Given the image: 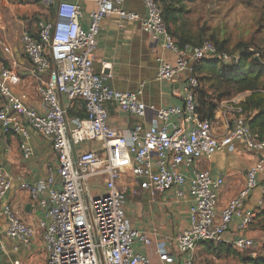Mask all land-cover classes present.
Masks as SVG:
<instances>
[{
    "label": "built area",
    "instance_id": "built-area-1",
    "mask_svg": "<svg viewBox=\"0 0 264 264\" xmlns=\"http://www.w3.org/2000/svg\"><path fill=\"white\" fill-rule=\"evenodd\" d=\"M78 1L37 0L49 15L37 23L35 35L25 30L20 37L23 55L33 73L48 76L34 89L42 112L25 104V94L13 93L7 84L10 71L0 70L1 134L17 136L21 157L27 160L32 155L31 133H36L50 143L56 160L55 169L49 170L44 179L19 184L20 190L27 192L30 206L42 213L36 227L21 221L9 207L2 211L12 250L30 248L39 235L42 262L38 264H150L145 255L133 250L135 242L150 248L152 240L127 226L124 196L142 192L154 196L175 188L176 199L182 201L183 186H187L192 206L189 226L176 238L179 255L201 244L221 242L234 220L238 232L249 229L256 213L244 205L264 174V139L252 135L240 109L221 136L214 132L211 121L200 117L196 99L201 85L194 70L204 59L216 57L215 46L209 41L198 46L177 45L156 0H143L142 17L126 13L110 0H95L89 27L84 31L79 25L82 15ZM107 16L138 23L144 34L160 41L164 51L177 57L173 64L159 61V81L182 80L179 106L149 108L154 114L152 123L147 127L137 125L128 133L109 126L106 106L114 104L141 119L147 107L139 100V93L116 92L105 84L102 74L93 70L100 23ZM218 58L224 63L237 61L227 54ZM61 98L83 105L84 119H75L73 129L68 128ZM89 143L96 144L98 150L85 148L77 153L78 147ZM236 143L262 158L247 171L243 188L217 216V195L223 178L198 170L195 163L216 152H232ZM183 168L191 173L189 178L183 175ZM11 182L0 164V200ZM101 187L104 191L99 193ZM262 209L264 200L258 202V211ZM232 248L252 250L254 241L240 235ZM155 253L161 263H172L163 248L157 247ZM182 264L196 263L185 260Z\"/></svg>",
    "mask_w": 264,
    "mask_h": 264
},
{
    "label": "crops",
    "instance_id": "crops-1",
    "mask_svg": "<svg viewBox=\"0 0 264 264\" xmlns=\"http://www.w3.org/2000/svg\"><path fill=\"white\" fill-rule=\"evenodd\" d=\"M95 0H79L78 5L81 11L79 20L80 27L85 31L89 27V14L95 9ZM116 7L126 13L144 16L145 9L143 0H110ZM161 4L166 3L173 12H170L168 28L176 43L183 46V29H188L190 8L189 5L196 0H156ZM183 6L186 14L183 17ZM49 11L42 7L37 0H0V70L5 68L10 71L11 77L7 84L14 94H25V104L38 112H42L39 99L34 89L47 81V74H35L30 64L24 57L20 37L26 30L31 35L36 34V26L40 20L48 17ZM190 36V35H189ZM193 38V37H192ZM193 43V39L192 42ZM7 52H3V49ZM214 57H208L212 59ZM177 57L170 52L164 51L160 41L150 39L144 34L138 23L127 22L107 16L100 23V31L96 41V48L93 60V70L102 74L105 84L112 90L122 94H138L139 100L147 107L146 116L141 119L121 111L116 105L108 104V124L113 129L128 133L135 126H149L154 118L149 108L162 109L179 106L181 104L180 93L182 80L174 79L170 82L157 79V67L159 61L173 64ZM201 77V75H200ZM200 91L204 98L216 104L213 115L212 127L214 132L223 135L234 117L233 109L226 102L212 100L214 93L203 82L200 83ZM203 98V97H202ZM228 102V101H227ZM1 103V98H0ZM61 105L66 110L67 125L69 129L74 128L75 119H84V109L80 101H69L61 98ZM32 155L24 160L19 151L20 139L14 135H3L0 132V154L1 166L11 177V187L5 196L0 200V264H38L42 262L39 235L28 249H21L18 252L12 250V243L6 237V222L2 211L5 207L12 209L19 219L24 223L36 227L42 218V213L36 207L32 208L28 194L20 190V181L33 182L44 179L49 170L55 169L56 160L49 142L36 133H31L29 142ZM98 150L94 143L78 147L77 153L83 150ZM262 155L246 150L240 143L235 144L232 152H216L208 158H201L196 161L195 167L200 171H207L213 176H221L223 185L217 195L216 215L218 216L226 204L234 199L237 193L243 188L247 171L253 168ZM186 178L191 173L182 169ZM91 187L95 188L93 182ZM100 189V190H99ZM97 189L102 193L103 188ZM183 200L175 197V188L163 194L150 195L142 192L138 196H124V208L127 226L146 234L152 240L150 248L144 247L141 243L135 242L133 250L145 255L150 264H163L155 253L157 247L163 248L165 253L173 261L170 264H182L185 260H191L196 264H207L213 259H237L218 254L215 251L216 244H201L190 253L179 255L176 250V238L189 226V209L192 206L191 198L188 195L187 186H183ZM264 200V174L259 178L258 186L251 192L245 202V209L255 211L256 216L253 224L240 233L236 229V220L228 231L222 236L223 247L232 248L233 241L240 235L254 238L264 233L262 229L264 217L259 214L258 202ZM264 243V242H263ZM234 250V249H233ZM235 251V250H234ZM240 252L241 251H237ZM251 253L252 257L261 256L262 249L257 253ZM253 254V255H252ZM40 255V258H38Z\"/></svg>",
    "mask_w": 264,
    "mask_h": 264
},
{
    "label": "rangeland",
    "instance_id": "rangeland-1",
    "mask_svg": "<svg viewBox=\"0 0 264 264\" xmlns=\"http://www.w3.org/2000/svg\"><path fill=\"white\" fill-rule=\"evenodd\" d=\"M189 8V30L186 31L191 33L193 43L199 44L202 40L212 39L222 45L229 56L236 58L241 57L244 52L247 70L243 75L259 74L257 87L264 93V0H196ZM258 60L261 62H256ZM214 80L218 81L216 78ZM237 86L223 84L217 101H224L231 106L233 116H238L239 103L250 94L249 91H241ZM216 98V93H213L211 99L218 100ZM254 240L255 253L257 249H264V233ZM251 253L254 251H241L243 256ZM207 264L238 263L232 259L215 258Z\"/></svg>",
    "mask_w": 264,
    "mask_h": 264
},
{
    "label": "trees",
    "instance_id": "trees-1",
    "mask_svg": "<svg viewBox=\"0 0 264 264\" xmlns=\"http://www.w3.org/2000/svg\"><path fill=\"white\" fill-rule=\"evenodd\" d=\"M163 4L162 9V18L167 27L169 33L173 37L172 33L168 28V23L170 21V12H173L166 3ZM161 5V4H160ZM186 14L185 8L183 6V17ZM190 35V36H189ZM174 38V37H173ZM192 35L188 33L185 29H183V45H191L198 46L200 43H191ZM211 42L216 49V57L212 59H204L196 68L195 74L199 77V82H203L205 85H208V88L216 93L219 101L220 92L219 89L224 85H233L240 87L241 91H249V95L238 105V108L241 111V115L246 116L247 125L252 133L258 140L264 139V93L259 90L257 87V82L259 79V74H245L243 73L247 70L245 66V53L241 54V57H237L236 62L224 63L221 61L218 56L222 54H227V51L223 48L222 45H219L214 40H205ZM180 46V44L177 43ZM255 61V59H254ZM260 63L261 61H256ZM218 64H220V68H218ZM220 69V70H219ZM201 75V77H200ZM216 78L218 81L214 80ZM221 91V90H220ZM203 97V98H202ZM197 104H198V113L202 119H206L208 121H213V115L216 108V104L214 102L209 101L207 98H204L202 91H198L197 93ZM264 217V211L259 214ZM262 229L264 230V220ZM219 245L216 247L215 251L218 254H225L226 256L237 259L241 264H264V249H262L261 256L252 257L250 255H241L240 252L234 251L233 248L223 247ZM243 252V251H242Z\"/></svg>",
    "mask_w": 264,
    "mask_h": 264
},
{
    "label": "water",
    "instance_id": "water-1",
    "mask_svg": "<svg viewBox=\"0 0 264 264\" xmlns=\"http://www.w3.org/2000/svg\"><path fill=\"white\" fill-rule=\"evenodd\" d=\"M101 264H104L103 262H101Z\"/></svg>",
    "mask_w": 264,
    "mask_h": 264
}]
</instances>
